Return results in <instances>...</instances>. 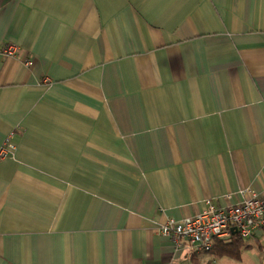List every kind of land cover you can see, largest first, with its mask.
<instances>
[{
	"label": "crops",
	"instance_id": "1",
	"mask_svg": "<svg viewBox=\"0 0 264 264\" xmlns=\"http://www.w3.org/2000/svg\"><path fill=\"white\" fill-rule=\"evenodd\" d=\"M6 45L0 264H190L159 225L264 192V0H0Z\"/></svg>",
	"mask_w": 264,
	"mask_h": 264
},
{
	"label": "built area",
	"instance_id": "2",
	"mask_svg": "<svg viewBox=\"0 0 264 264\" xmlns=\"http://www.w3.org/2000/svg\"><path fill=\"white\" fill-rule=\"evenodd\" d=\"M19 51L14 45H6L0 50L4 60L15 59ZM11 133L0 149V161L8 157L15 149ZM242 201L238 205L216 209L210 201L204 202V209L196 217L179 221L169 219L160 225L156 235L168 241L167 251L176 253L188 243L196 253L208 252L215 240H226L236 236L248 243L264 233V192L256 193L250 189L240 192Z\"/></svg>",
	"mask_w": 264,
	"mask_h": 264
},
{
	"label": "trees",
	"instance_id": "3",
	"mask_svg": "<svg viewBox=\"0 0 264 264\" xmlns=\"http://www.w3.org/2000/svg\"><path fill=\"white\" fill-rule=\"evenodd\" d=\"M225 240H215L212 249L208 252L196 254L191 250L189 256L190 264H202L203 256L210 257V261L227 259L233 262H241L244 253L251 247L242 242L238 237L233 236ZM259 240H256L258 243ZM208 257V258H209ZM209 258V259H210Z\"/></svg>",
	"mask_w": 264,
	"mask_h": 264
},
{
	"label": "rangeland",
	"instance_id": "4",
	"mask_svg": "<svg viewBox=\"0 0 264 264\" xmlns=\"http://www.w3.org/2000/svg\"><path fill=\"white\" fill-rule=\"evenodd\" d=\"M208 201V200H207ZM212 204V203H211ZM204 205V204H203ZM216 209H220V208H216ZM203 211V210H202ZM201 211V212H202ZM199 214H196V215H194V216H192V217H196V216H198ZM166 222V221H165ZM164 224V223H163ZM162 224V225H163ZM160 227V225L158 226V228ZM158 230V229H157ZM157 232V231H156ZM157 236V235H156ZM158 237V236H157ZM159 238V237H158ZM160 239H162V238H160ZM225 241H227V240H225ZM209 257V256H208ZM208 257H206V255L205 256H203V260H202V264H205L206 262H210V260H211V258L209 259ZM217 262V261H216ZM214 262V261H211L209 264H236V262H231L230 260H224V261H221L220 263L219 262Z\"/></svg>",
	"mask_w": 264,
	"mask_h": 264
},
{
	"label": "bare ground",
	"instance_id": "5",
	"mask_svg": "<svg viewBox=\"0 0 264 264\" xmlns=\"http://www.w3.org/2000/svg\"><path fill=\"white\" fill-rule=\"evenodd\" d=\"M261 239V235H258L257 237H256V240H260Z\"/></svg>",
	"mask_w": 264,
	"mask_h": 264
}]
</instances>
